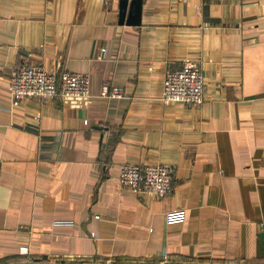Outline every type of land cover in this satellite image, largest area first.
<instances>
[{
    "label": "crops",
    "instance_id": "1",
    "mask_svg": "<svg viewBox=\"0 0 264 264\" xmlns=\"http://www.w3.org/2000/svg\"><path fill=\"white\" fill-rule=\"evenodd\" d=\"M134 1L0 0V264H264V0ZM187 59L201 107L162 99ZM23 64L89 73L90 102L11 107ZM125 162L176 164L171 193Z\"/></svg>",
    "mask_w": 264,
    "mask_h": 264
},
{
    "label": "built area",
    "instance_id": "2",
    "mask_svg": "<svg viewBox=\"0 0 264 264\" xmlns=\"http://www.w3.org/2000/svg\"><path fill=\"white\" fill-rule=\"evenodd\" d=\"M10 81L11 107L19 105L25 99L42 101L57 96L81 105L89 103L93 96L90 89L91 76L87 72L23 64L12 70ZM102 94L107 97H121L125 95V89L105 82ZM162 99L165 102H182L196 107L203 105L204 77L195 60L187 59L182 68L167 71ZM85 121L87 123L88 119ZM176 170L177 165L173 163L125 162L119 167V184L138 193L164 197L172 191ZM165 217L169 223L182 222L186 218V210L167 211Z\"/></svg>",
    "mask_w": 264,
    "mask_h": 264
},
{
    "label": "water",
    "instance_id": "3",
    "mask_svg": "<svg viewBox=\"0 0 264 264\" xmlns=\"http://www.w3.org/2000/svg\"><path fill=\"white\" fill-rule=\"evenodd\" d=\"M134 2H136L135 4V9L136 11H138V16H135V21H133L132 23L137 24L141 21V16H140V12H141V0H135ZM122 16H121V20L123 21L125 19V15H126V10H127V0H122ZM11 264H118V263H76V262H19V263H11Z\"/></svg>",
    "mask_w": 264,
    "mask_h": 264
}]
</instances>
